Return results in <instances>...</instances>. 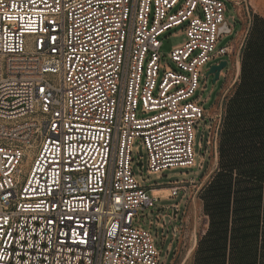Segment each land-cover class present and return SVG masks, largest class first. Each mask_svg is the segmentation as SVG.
<instances>
[{"label":"built area","instance_id":"built-area-1","mask_svg":"<svg viewBox=\"0 0 264 264\" xmlns=\"http://www.w3.org/2000/svg\"><path fill=\"white\" fill-rule=\"evenodd\" d=\"M227 1L0 0V264H161L140 211L164 187L135 174L136 141L151 173L202 169L204 122L217 157L197 93L204 67L233 53L218 47L236 25Z\"/></svg>","mask_w":264,"mask_h":264},{"label":"rangeland","instance_id":"rangeland-1","mask_svg":"<svg viewBox=\"0 0 264 264\" xmlns=\"http://www.w3.org/2000/svg\"><path fill=\"white\" fill-rule=\"evenodd\" d=\"M231 1L234 5L227 1L228 10L225 17L230 22L234 20L236 25L232 33L222 37L218 47L231 46L233 53L231 58L224 56L208 63L203 74L205 75L213 64L222 60H229V65L222 71L216 83H213L211 75L205 81L206 90L197 93L205 102V108L213 110L215 114V126L219 127L217 157L211 154L210 148L206 152L209 133L204 122L198 125L199 130L194 140L196 159L204 157L202 169L195 166L190 169L174 168L151 173L147 151L143 148V154L140 155V140L136 141L133 167L135 174L140 180H146L149 187H164L151 193L159 199L156 207L140 211L143 226L157 239L161 264H219L214 259H207L210 242L207 233L212 222L211 212H215L217 203L210 199L208 202L213 204L209 211L206 193L213 183L224 181L222 149L226 141L232 149V155L248 152L249 148L261 144L257 149L260 152L262 149L263 159L258 163L260 173L257 174L243 172L237 166L225 171L228 173L227 179L230 181L233 200L236 197L243 199L255 188H258V192L261 188L262 199L260 209L256 212L260 227L254 245L257 249L255 260L252 261V255L248 254L250 262H238L234 253L236 246L229 245L224 264H264V0ZM177 31L173 30L172 33ZM183 41V35L164 38L162 53L168 54ZM141 160L142 168L139 167ZM194 176L197 177L196 181L187 185L186 194L180 193L178 197H171L167 187L172 182ZM174 206L177 207L178 214L176 218H171L169 235L164 237L163 218L165 215L172 216ZM166 207L170 208L165 209ZM161 208H164L163 217L160 215ZM252 246L248 244L245 250L248 251Z\"/></svg>","mask_w":264,"mask_h":264},{"label":"trees","instance_id":"trees-1","mask_svg":"<svg viewBox=\"0 0 264 264\" xmlns=\"http://www.w3.org/2000/svg\"><path fill=\"white\" fill-rule=\"evenodd\" d=\"M262 99L264 100V97ZM255 134L260 133L255 132ZM260 145L249 148L248 152H239L232 155V149L226 141L222 149L224 170L227 171L228 168L237 166L246 173H260L258 163L263 159L262 149L261 152L257 149ZM225 171L222 174L224 181L213 183L214 185L212 184L206 193L209 211L211 210V205L217 203L215 212H211L212 222L210 230L207 233V237L210 240L207 259H214L219 264H224L227 249L229 245H233L234 247L236 246L234 253L238 257V262H243L244 260L246 262L254 261L257 253L256 246L254 245H256L255 241L258 239L260 227L256 212L258 213L260 209L259 205L262 199L261 188L259 192L257 191L258 188L252 189L251 194L243 199L236 197L233 200L231 186L229 185L230 181L227 179L228 173ZM210 199L215 200V202L209 203ZM248 244H252L253 246L246 251L245 247ZM248 254L252 255L251 260Z\"/></svg>","mask_w":264,"mask_h":264},{"label":"water","instance_id":"water-1","mask_svg":"<svg viewBox=\"0 0 264 264\" xmlns=\"http://www.w3.org/2000/svg\"><path fill=\"white\" fill-rule=\"evenodd\" d=\"M222 33H230V29L228 28L227 25H224L223 28L221 29ZM228 66V61L227 60H222L218 64H213L210 69L207 71L206 76L209 78L211 75L213 76V83H216L220 79L221 72L226 69ZM140 155L143 154L142 149H139ZM139 167L142 168V160L139 162ZM164 208L160 209V214L163 215ZM178 214V209L176 206L173 207V213L172 216L170 215H165L164 216V231H163V236L166 237L168 232H169V224L171 222V218H176Z\"/></svg>","mask_w":264,"mask_h":264},{"label":"flooded vegetation","instance_id":"flooded-vegetation-1","mask_svg":"<svg viewBox=\"0 0 264 264\" xmlns=\"http://www.w3.org/2000/svg\"><path fill=\"white\" fill-rule=\"evenodd\" d=\"M164 227H165V224H164ZM163 231H164V228H163ZM168 235H169V232H168L167 236H168ZM167 236H166V237H167Z\"/></svg>","mask_w":264,"mask_h":264}]
</instances>
